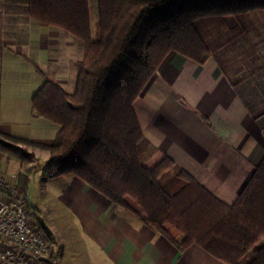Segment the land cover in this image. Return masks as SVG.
<instances>
[{
  "label": "trees",
  "instance_id": "1",
  "mask_svg": "<svg viewBox=\"0 0 264 264\" xmlns=\"http://www.w3.org/2000/svg\"><path fill=\"white\" fill-rule=\"evenodd\" d=\"M6 2L70 34L81 49L70 88L41 73L31 97L34 111L57 124L51 142L0 130V152L17 162V192L25 199L40 166L24 145L44 147L46 176L72 173L177 248L196 243L228 264H264V153L227 204L168 156L145 163L150 143L132 106L165 54L175 51L197 63L212 56L245 107H259L256 91L242 82L255 71L264 75V57L248 58L264 46V0H94L95 28L89 0ZM226 15L235 24L228 26ZM231 40H239L237 49L227 47ZM236 64L243 67L237 75L230 72Z\"/></svg>",
  "mask_w": 264,
  "mask_h": 264
},
{
  "label": "crops",
  "instance_id": "2",
  "mask_svg": "<svg viewBox=\"0 0 264 264\" xmlns=\"http://www.w3.org/2000/svg\"><path fill=\"white\" fill-rule=\"evenodd\" d=\"M224 19L228 26L235 24L230 15ZM64 37L72 39L58 27L40 25L0 0L1 131L51 142L57 124L31 107L32 94L42 79L31 61L45 66L49 76L59 80L66 55L53 48ZM78 56L79 52L72 62ZM260 56L264 57V46L255 47L248 58ZM242 70L236 64L230 72L237 75ZM243 85L257 93L260 106L253 111L245 107L212 56L197 63L168 51L132 103L141 132L150 143L145 163L150 165L166 155L215 197L230 204L264 153L261 70ZM11 162L0 152L2 173L17 168ZM25 197L32 213L44 210L48 216L60 217L69 233L78 238L66 249L52 224L43 221L52 244L49 231L57 242L54 264H228L196 243L177 248L72 173L46 176L43 163L32 171Z\"/></svg>",
  "mask_w": 264,
  "mask_h": 264
},
{
  "label": "built area",
  "instance_id": "3",
  "mask_svg": "<svg viewBox=\"0 0 264 264\" xmlns=\"http://www.w3.org/2000/svg\"><path fill=\"white\" fill-rule=\"evenodd\" d=\"M0 171V264H54L53 244L15 187Z\"/></svg>",
  "mask_w": 264,
  "mask_h": 264
},
{
  "label": "rangeland",
  "instance_id": "4",
  "mask_svg": "<svg viewBox=\"0 0 264 264\" xmlns=\"http://www.w3.org/2000/svg\"><path fill=\"white\" fill-rule=\"evenodd\" d=\"M89 5H90L91 25H92L93 28H95L96 27L97 16H96V10H95V6H94V0H89ZM61 32H63V30H61ZM215 39L217 40V37L213 36V35L210 38V40H214V41H215ZM60 41L53 48V51H56L57 53L61 52L62 54L66 55V56H64V58H63V65H64L63 66V75L59 76L58 77L59 80H56V81L58 83H60L61 85H63L65 88H70L71 87L70 85H72L73 75H74V62H72V59H73V56H75L77 52L80 53V50H81L80 49V44H79L78 40H76L74 38L70 39L69 37L60 38ZM236 43H239V40H237V41L236 40H233V41L231 40L228 43H226V45H227V47L229 46L230 49L231 48L237 49L239 45L236 46ZM73 61H75V60H73ZM38 67L40 68V72L41 71L43 72V73L41 72L42 74L47 75L48 77H50L49 76L50 74H48V69L45 66H41V65L39 66L38 65ZM41 67H43V69ZM42 74H41V77H42ZM41 81H42V79H41ZM37 89L38 88L36 87L35 91ZM24 147L27 148L28 150H31L33 152L34 158L36 159V160L33 159V161L38 162V165H41L44 162V159L46 158V155H47V149L46 148L37 147V146H30V145H24ZM10 160H12V159H10ZM13 161L14 160H12L11 163H13ZM14 163L17 166V162L14 161ZM14 171L16 172V169ZM31 213H32V211H31ZM37 213L38 214H35V213H32V214L36 218H38L40 220V222H41V224L43 226H45L43 221L46 222V223L49 222V223L52 224L51 225V229H52L53 232H56L58 234V236L61 237L62 245H63L64 248H66V249L70 248L71 244H74L75 240H78V238L73 236L72 233H69V230L62 224L60 217H57V216L54 217V215L53 216L52 215L48 216L47 214H45L44 210H42L41 212H37ZM49 232L52 234V237L54 239L53 241L55 242V245H53V247L55 248L56 243H57L56 239L54 238L53 233L51 231H49ZM72 237H73V239H72ZM70 238H71L72 241L70 240ZM58 248H60V246Z\"/></svg>",
  "mask_w": 264,
  "mask_h": 264
}]
</instances>
